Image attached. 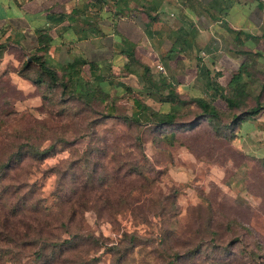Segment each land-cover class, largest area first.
Wrapping results in <instances>:
<instances>
[{
  "label": "rangeland",
  "instance_id": "1",
  "mask_svg": "<svg viewBox=\"0 0 264 264\" xmlns=\"http://www.w3.org/2000/svg\"><path fill=\"white\" fill-rule=\"evenodd\" d=\"M1 43L0 166L12 164L0 168V264L52 255L60 264H264V160L216 132L194 103L176 107L174 126H139L123 118L132 101L121 87L109 117L102 103L35 85L32 60ZM41 223L54 238L46 244L72 243L36 260Z\"/></svg>",
  "mask_w": 264,
  "mask_h": 264
},
{
  "label": "crops",
  "instance_id": "2",
  "mask_svg": "<svg viewBox=\"0 0 264 264\" xmlns=\"http://www.w3.org/2000/svg\"><path fill=\"white\" fill-rule=\"evenodd\" d=\"M1 42L27 56L48 47L42 54L58 71L85 62L82 78L104 73L100 84L113 96L128 85L164 104L173 90L226 110L221 93L241 73L234 81L248 95L240 113L256 106L264 88V0H0ZM157 64L164 69L156 72ZM146 66L154 80L164 78L160 91H147ZM236 133L241 150L263 161L264 108Z\"/></svg>",
  "mask_w": 264,
  "mask_h": 264
},
{
  "label": "trees",
  "instance_id": "3",
  "mask_svg": "<svg viewBox=\"0 0 264 264\" xmlns=\"http://www.w3.org/2000/svg\"><path fill=\"white\" fill-rule=\"evenodd\" d=\"M241 32V31H239ZM6 43V42H4ZM1 43V44H4ZM3 47V45L0 46ZM48 47L46 48H39L36 52L29 57L32 61H27V66H34L37 70V77L33 80L35 85H39L41 83L46 82L48 86L51 88L55 87H62V93H67L72 95L73 97L77 98L80 103L85 105H89L91 102H99L105 105L107 108V114L109 117H114L117 114L114 113L116 110V101L117 96H113L111 94V88L108 85H101L100 82L106 80V76L104 73H99L95 76L93 81L85 80L82 78V71H84V67L87 65L85 62L75 61L70 63L69 65L65 66L63 70L58 71L56 68L51 66L50 62L43 56L42 52H46ZM94 68V65H89L90 70ZM145 72L143 74L144 79L146 80L147 91L149 93L154 92V90L160 91L163 85H165V80L163 77H160L157 81L152 78V74L150 73V67L146 66ZM89 70V71H90ZM95 73V72H94ZM91 74V72H89ZM241 73H238L237 77L233 76V81L231 86L227 89V94H224L222 91L221 96L224 99V102L227 106L226 110L220 109L218 106L211 104L206 98L202 97H190V98H182L176 91H170L167 96H165V100L163 101L166 105L169 106L170 111H160L154 110L149 105L145 104L141 101L140 94L142 92L137 93L131 86L123 85L125 87L126 93L124 94L125 98H129L132 101L131 104V113L129 115H124L127 121H131L132 123H136L139 126L142 125H162V126H174L176 124V119L178 118V114L176 113V107L178 105H186L188 103H194L198 109H200L202 113V117H207L210 123L213 126V129L220 133L224 134V136H230L233 141L238 140L240 137L236 133V129L239 128L242 122L246 121L247 119L258 115L264 105H261L262 97H264V92L258 100H256V106L250 109L242 110L240 113L235 112L237 109H240L243 106V100L247 97V92L245 87H241L237 85V82L234 81L235 77L239 80ZM122 85V84H121ZM222 121V123H221ZM173 134H171V137ZM52 149L53 146L49 147ZM47 149V150H49ZM12 161L8 160L6 163H3L0 168L1 170H9L11 168ZM137 172V171H136ZM135 171L133 173H136ZM140 174V173H136ZM38 220L35 218L34 221ZM36 222V224H38ZM54 222V221H53ZM49 223L52 224V221L49 217L46 218L45 224L49 226ZM43 224H40V228H36L33 230L34 237L41 240H35L34 244H38V241H41V244L35 249V259L40 260L43 258L42 250L48 247L50 244H46L44 240L52 239L51 233L45 231L42 228ZM26 231V230H25ZM10 230H7L6 233H9ZM16 236L18 238H22L23 236L19 231H16ZM32 234L31 231H26L25 234ZM50 236V237H49ZM54 240V238L52 239ZM45 242V243H44ZM16 243V241H15ZM72 243V239H64V241H55L54 244H51V248L58 249L60 252L63 251V247L65 245H69ZM31 246V245H28ZM27 244H17L14 247L17 249L21 248V250L26 249ZM12 251H10L11 253ZM43 264H60L58 262V258L47 257L43 260Z\"/></svg>",
  "mask_w": 264,
  "mask_h": 264
},
{
  "label": "built area",
  "instance_id": "4",
  "mask_svg": "<svg viewBox=\"0 0 264 264\" xmlns=\"http://www.w3.org/2000/svg\"><path fill=\"white\" fill-rule=\"evenodd\" d=\"M158 66V68L160 69V70H163L164 68H163V66L162 65H157Z\"/></svg>",
  "mask_w": 264,
  "mask_h": 264
},
{
  "label": "water",
  "instance_id": "5",
  "mask_svg": "<svg viewBox=\"0 0 264 264\" xmlns=\"http://www.w3.org/2000/svg\"><path fill=\"white\" fill-rule=\"evenodd\" d=\"M31 60V59H30Z\"/></svg>",
  "mask_w": 264,
  "mask_h": 264
}]
</instances>
